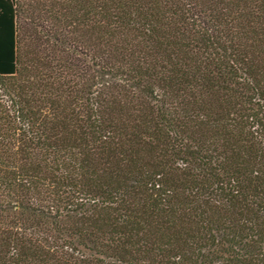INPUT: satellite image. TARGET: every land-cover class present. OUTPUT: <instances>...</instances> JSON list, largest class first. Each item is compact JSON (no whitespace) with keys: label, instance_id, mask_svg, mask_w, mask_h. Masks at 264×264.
I'll return each instance as SVG.
<instances>
[{"label":"trees","instance_id":"16d2710c","mask_svg":"<svg viewBox=\"0 0 264 264\" xmlns=\"http://www.w3.org/2000/svg\"><path fill=\"white\" fill-rule=\"evenodd\" d=\"M0 264H264V0H0Z\"/></svg>","mask_w":264,"mask_h":264}]
</instances>
